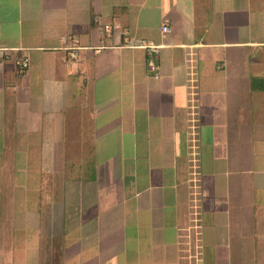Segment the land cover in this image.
I'll return each mask as SVG.
<instances>
[{"label":"crops","instance_id":"obj_1","mask_svg":"<svg viewBox=\"0 0 264 264\" xmlns=\"http://www.w3.org/2000/svg\"><path fill=\"white\" fill-rule=\"evenodd\" d=\"M0 264H264V0H0Z\"/></svg>","mask_w":264,"mask_h":264},{"label":"built area","instance_id":"obj_2","mask_svg":"<svg viewBox=\"0 0 264 264\" xmlns=\"http://www.w3.org/2000/svg\"><path fill=\"white\" fill-rule=\"evenodd\" d=\"M94 21L96 23H99L100 18L98 16L94 17ZM168 20L164 19L161 25V31L167 32L169 30L167 25ZM102 29L105 32H110L112 30H119L121 28L119 23H111V24H103ZM65 39V38H64ZM125 46L130 48H142L146 51L147 54V61H146V68L148 71L153 72L155 75L159 74V66L154 62V57L159 53L160 44H156L154 42H151L149 40L143 39V38H135L130 37L127 38ZM68 50V55L70 57L75 56V50L78 49L76 45H69L67 47H64ZM28 58H24L21 61L18 62V65L21 70H26L28 67Z\"/></svg>","mask_w":264,"mask_h":264}]
</instances>
